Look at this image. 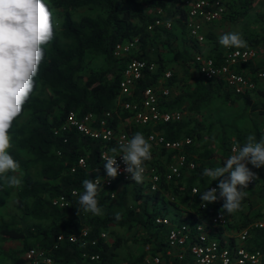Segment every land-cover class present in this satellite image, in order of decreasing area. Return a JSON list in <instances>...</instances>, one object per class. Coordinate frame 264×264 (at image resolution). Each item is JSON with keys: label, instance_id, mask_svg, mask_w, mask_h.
Here are the masks:
<instances>
[{"label": "trees", "instance_id": "16d2710c", "mask_svg": "<svg viewBox=\"0 0 264 264\" xmlns=\"http://www.w3.org/2000/svg\"><path fill=\"white\" fill-rule=\"evenodd\" d=\"M44 3L52 12L54 38L42 46L44 59L34 77V90L10 130L13 148L9 152L20 164L16 175L22 184L20 188L0 186V207L12 197L16 211L9 220H0V240H19L21 243L17 249L6 253L10 258L9 264H30L22 257L23 251L30 246L42 248L43 254L49 255L54 264H112L117 261V248L122 240L118 235L111 241L107 240L114 225L142 227L147 232L143 241L154 242L155 250L161 252L165 226L153 222L155 215H165L172 208H179L185 214L181 217L179 211V220L192 221L198 216L207 219L214 207L223 205L224 202L218 201L199 208L200 192L205 191L209 183L215 187L219 183L203 176L202 172L205 168L224 166V162L236 154L230 152L231 143L236 147L243 146L248 135L261 140V123L255 115H264V80H256L250 91L234 93L226 89L220 79H203L192 74V53L200 49L186 35V10L180 0H44ZM227 6L228 10L222 15L233 21L244 15L249 0H234ZM151 8H159L164 18L179 27L181 34L184 32L180 47L171 45L163 26L154 25L151 30L146 29L155 16L150 12ZM159 31L165 37H158ZM133 36L137 37L135 50L119 57L112 54L116 41ZM206 36L204 34V39ZM261 37L262 34L249 38V45L257 44ZM161 43H165L166 52L158 49ZM213 47V51L207 54L218 59L222 51ZM90 56H98L102 65H88L86 60ZM130 57L153 61L154 67L142 68L130 92L121 94L118 81L121 69ZM177 65L180 66L178 71ZM166 68L171 70L170 75L163 77ZM237 68L244 74H250L253 63H240ZM159 81L169 87L167 96L158 97L161 108L178 107L197 113L214 100L226 103L239 100L250 125H231L230 132H221L215 137V144H211L205 135L209 126L204 127L200 121L188 116L153 124L134 123L130 118L131 111L122 108L119 102L139 99L144 87ZM253 95H258V98L254 99ZM68 110L77 114L90 111L97 119L108 111L107 125L117 127L125 120L126 124L121 127L130 139L137 132L145 137L150 130L160 131L167 139L189 136L191 142L183 147V151L194 160V167L175 180L167 181L160 176L159 187L153 191H145L143 182H123L118 192L122 203L119 220L115 219L117 212L102 198V194L114 190V181L108 187H100L98 193V206L104 215L94 216L82 208L79 211V194L84 192L82 182L101 174L103 164L99 151L108 144L81 134L72 126L53 133ZM171 153L159 147L149 162L161 171L163 165L159 156L170 159ZM78 157L84 158L85 166H75L70 170ZM31 167L35 168L34 172H31ZM248 167L257 176L246 189L247 196L242 203H248L247 211L242 212L236 227L264 217L260 207L248 213L255 197L264 201V167L255 168L251 164ZM191 186L196 187V194H189ZM72 189L77 195L71 193ZM59 195L67 200L66 206L51 203V199ZM127 195L131 204L125 201ZM173 213L178 214V211ZM17 215L19 220L15 217ZM228 224L231 225L227 220L225 228H229ZM101 230L106 232V237L91 244L90 240ZM252 233L253 241L261 244L264 239L261 230L252 228ZM57 235L61 238L57 239ZM69 235H74L75 239L69 240ZM93 254L97 257L90 258L89 255ZM141 256L142 253L125 264H139ZM172 263L179 264L174 260Z\"/></svg>", "mask_w": 264, "mask_h": 264}, {"label": "built area", "instance_id": "2783aa9c", "mask_svg": "<svg viewBox=\"0 0 264 264\" xmlns=\"http://www.w3.org/2000/svg\"><path fill=\"white\" fill-rule=\"evenodd\" d=\"M234 0H180L185 7L186 18L184 19L186 35L196 43L204 39L203 24L219 18L227 9V5ZM155 16L152 22L146 25V29L151 30L154 25L164 27L170 26V20L163 17L159 8H155ZM137 37L118 40L113 44L112 54L116 57L128 54L135 50ZM193 71L203 79H220L223 81L226 89L240 93L250 91L255 87L256 80L264 79V20L262 21V37L257 44L248 45L247 48H223L220 57L216 59L208 55L203 50H196L192 53ZM253 63V70L250 74H244L238 70L240 63ZM154 67L153 61H146L143 58L130 57L127 59L121 69L120 79L118 81L121 94H128L133 81L139 77L141 69ZM170 69L163 71V77L170 75ZM215 74H214V73ZM169 87L157 82L155 85H148L143 88L139 99H132L128 102L120 101L122 108L131 111V120L134 123L146 124L156 123L158 121H168L178 119L180 111L176 108H161L158 105V97L167 96ZM103 117L95 118L90 111L77 114L74 110H68L60 124L53 129V133L72 126L79 133L106 141L107 147L99 151V159L103 164L101 174L92 178L93 181H99L100 187H108L114 180L126 182L132 180L130 174L123 171L125 165L122 157L118 156L119 145L126 143L130 137L122 127H111L107 125L106 116L108 111L103 113ZM264 137V125L261 126ZM145 138L152 145V155L158 152L159 147L172 151L170 159L161 161L163 168L158 171V167L149 161L144 162V179L146 188L153 191L159 187L160 176L167 181L175 180L182 175L184 170L194 167V160L189 157L183 147L190 144L189 136H180L174 139H167L160 131L150 130L145 134ZM116 148L117 152L112 153L111 149ZM237 148L234 143L230 144V152ZM116 155L120 169L116 178L107 176L104 168L106 163L101 155ZM75 166L84 167V158L78 157L71 165L70 170ZM215 188V185L209 183L206 190ZM191 193L196 191L195 186H191ZM75 192L74 189L71 193ZM113 190L108 195L113 196ZM219 195V192H217ZM222 201L218 199L216 202ZM51 203L57 206H66L67 200L62 195L53 197ZM215 203V202H214ZM201 200L199 208H205ZM222 205L214 207L207 219L201 216L192 221H171L167 215H155L153 222L165 226L163 234L164 251L163 255L153 252L146 244L143 246V253L139 264H171V260L179 264H264V239L259 245H254L250 238H253L252 228L261 230L264 238V217L249 221L238 229L230 232L226 230L227 215H221ZM84 234V230L81 231ZM104 230H101L97 237L90 240L95 244L98 239H104L106 236ZM61 235H57L60 239ZM69 240H74V235L68 236ZM44 250L39 247L30 246L22 253V257L30 264H54L49 255L43 254ZM90 258H96L97 255H89ZM112 264H120L113 262Z\"/></svg>", "mask_w": 264, "mask_h": 264}, {"label": "clouds", "instance_id": "9594fccd", "mask_svg": "<svg viewBox=\"0 0 264 264\" xmlns=\"http://www.w3.org/2000/svg\"><path fill=\"white\" fill-rule=\"evenodd\" d=\"M53 38L52 12L44 0H0V181H3L0 186L21 187L22 181L16 175L20 164L9 152L13 148L10 130L34 90V77L44 59L42 46ZM219 43L225 48L248 47L247 41L238 32L223 34ZM151 148L149 140L141 132L119 145L118 156L122 157L125 165L123 171L130 174L136 183L143 182V165L152 159ZM233 151L236 154L230 156L224 166L205 168L202 172L203 176L219 183L215 188L200 192L201 203L206 206L223 199L221 215L234 214L241 209L247 196L246 189L257 176L248 165L264 167V137L257 141L255 135H248L246 143ZM111 152L116 153L117 149L113 148ZM101 156L106 162L107 176L116 178L120 169L117 156ZM82 184L84 192L79 194V211L82 208L94 216L104 215L103 209L98 206L99 181L85 179ZM73 195L77 193L73 192ZM120 218L117 213L115 219Z\"/></svg>", "mask_w": 264, "mask_h": 264}, {"label": "rangeland", "instance_id": "374dc122", "mask_svg": "<svg viewBox=\"0 0 264 264\" xmlns=\"http://www.w3.org/2000/svg\"><path fill=\"white\" fill-rule=\"evenodd\" d=\"M155 8L149 9L151 13L155 14L154 11ZM264 20V0H249V6L247 7L246 12L244 15L238 17L237 19L231 21V22H222L221 25V32L219 33V37L216 36L215 43L219 44L221 48H224L223 45L219 43V38L228 32H238L242 35V38L244 40H248L249 38L256 37L261 34L262 31V21ZM164 27V26H163ZM165 32L169 34L170 37V43L171 45L175 47H180L181 44H183L184 40V32L179 31V27H177L175 24L172 25L170 23L169 27H164ZM153 33V32H152ZM158 37L163 38L165 37V34L162 31H159ZM156 35V34H155ZM206 35V34H205ZM209 35L206 36V38L209 39ZM203 39L202 42L196 43V46H199L200 50H203L205 52V48L207 45V39ZM209 43V42H208ZM158 49L162 52H166V45L165 43H161L158 45ZM87 64L93 67H99L102 65L101 59L97 57L90 56L87 58ZM180 70V66H176V71ZM177 73V72H176ZM264 80V79H263ZM261 80V81H263ZM162 84V83H161ZM164 85V84H163ZM260 86H263V83L260 82ZM264 88V86H263ZM253 98H258V95H253ZM180 111L179 117H190L192 120L200 121L204 127L209 126L207 133L205 134L209 137V141L215 144V137L218 136L221 132H224L225 134L230 132V126L231 125H237V127H244L250 125V121L248 119V116L245 113H242V104L239 102V100H235L231 103H226L225 101L221 100H214L205 107H203L200 112L192 113L188 112L182 109H179ZM255 117L260 121L261 126L264 125V115H255ZM125 124V122L123 121ZM122 122L118 123V127H121L124 125ZM155 155H153L154 157ZM164 159L163 156H159V161L161 162ZM35 168L31 167V172H34ZM103 200L109 204L112 209L119 213L122 211V203L121 199L119 197V193L115 191L113 193V196L108 195L107 192L102 194ZM262 199V198H261ZM261 199H257L255 197L254 200H252V207L248 209V213H252V210L258 209L261 205L264 204V201ZM125 201L129 204H131V200L126 196ZM140 201V200H139ZM248 203L243 202L241 205V209L237 211L234 214H228V223L230 221L231 225L229 226H236L237 223L240 222V217L242 212L247 211ZM259 210H262L259 208ZM257 210V211H259ZM15 209L13 207V200L12 197L8 198L3 206L0 207V220H9L11 215L15 214ZM177 214H175L176 217ZM19 220V216H15ZM234 223V224H233ZM147 232L140 226H132V227H126V226H112V229H110V233L107 235V240L111 241L115 235H118L122 240L117 248L118 257L117 261L120 264H125L129 260H131L133 257H135L136 251L139 249V252L141 251V246L148 245L150 249H153L155 247L154 242H144L143 238L146 237ZM157 238V237H156ZM21 245L19 240H0V264H9V256L6 254L10 251V249H17ZM35 247V246H34Z\"/></svg>", "mask_w": 264, "mask_h": 264}, {"label": "crops", "instance_id": "0c3cea01", "mask_svg": "<svg viewBox=\"0 0 264 264\" xmlns=\"http://www.w3.org/2000/svg\"><path fill=\"white\" fill-rule=\"evenodd\" d=\"M228 10V9H227ZM224 15V14H223ZM223 15H221L219 18H217V19H215V20H213V21H211V22H207V23H204L203 24V31H204V34H206V35H209L208 37H209V39L208 38H206L207 40V45L208 46H206V47H204L205 49V52H206V54L207 53H210V52H212L213 51V49H214V47L213 46H215V50H223V48H221V46L219 45V44H217V43H215L216 41L214 40L215 38H216V36H218L219 37V33L221 32V23L222 22H226V23H228V22H231V20L230 19H228L227 17H224ZM240 17V16H239ZM261 34H262V31H261ZM247 41V44L249 45V43H248V40H246ZM204 42V41H203ZM203 42H202V44H203ZM209 42V43H208ZM191 71L193 72L192 74H195L196 75V73H195V71H193V69H191ZM178 73V72H177ZM263 80V79H262ZM259 81H261V80H259ZM124 122H125V124H126V121L125 120H123ZM123 121H121L122 123H123ZM120 122V123H121ZM124 124V123H123ZM124 124V125H125ZM154 155H156V154H154ZM187 171L188 170H184L183 172H182V176H185L186 175V173H187ZM122 186H123V182H119V181H117V180H114V187H113V192H115V191H117V192H119L120 191V189L122 188ZM145 191H149L147 188H146V186H145ZM189 194H192L191 192L189 193ZM260 209H262V210H260V212H262V213H264V204L263 205H261L260 206ZM174 211H178V214L176 215V217H175V214L173 213ZM179 208H172L171 209V211H169L167 214H165V215H167V216H169V218H170V220L171 221H183V220H179ZM185 214H184V211H180V216L181 217H183ZM240 226H242V225H239L238 227H234V226H228L229 228H226V230H228V232H230L231 230H235V229H238ZM257 238V239H256ZM255 239L256 240H258V237H256ZM164 241V240H163ZM250 241L254 244V245H257V243L256 242H254L253 241V238L251 239L250 238ZM144 246V245H143ZM143 246H141L142 248H141V251L139 252V249L136 251V256H138V254H141V253H143ZM155 247H156V245H155ZM164 243H163V245H162V251L161 252H159V251H157V249L155 250V248L154 249H152V251L153 252H157V253H159V254H161V255H163L164 256V254H163V251H164ZM119 254L117 253V256H118ZM172 261L173 260H171L170 261V263L171 264H173L172 263ZM175 261V260H174ZM177 262V261H176Z\"/></svg>", "mask_w": 264, "mask_h": 264}]
</instances>
